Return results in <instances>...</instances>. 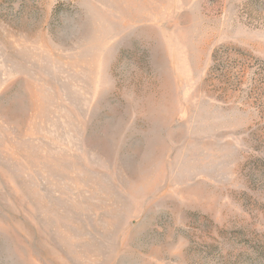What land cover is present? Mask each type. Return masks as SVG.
I'll return each mask as SVG.
<instances>
[{
    "label": "rangeland",
    "instance_id": "1",
    "mask_svg": "<svg viewBox=\"0 0 264 264\" xmlns=\"http://www.w3.org/2000/svg\"><path fill=\"white\" fill-rule=\"evenodd\" d=\"M0 264H264V0H0Z\"/></svg>",
    "mask_w": 264,
    "mask_h": 264
}]
</instances>
